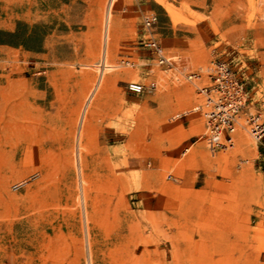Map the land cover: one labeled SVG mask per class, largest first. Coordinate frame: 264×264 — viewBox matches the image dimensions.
<instances>
[{
  "label": "rangeland",
  "instance_id": "rangeland-1",
  "mask_svg": "<svg viewBox=\"0 0 264 264\" xmlns=\"http://www.w3.org/2000/svg\"><path fill=\"white\" fill-rule=\"evenodd\" d=\"M149 16L176 64L243 85L232 148L208 152L201 113L170 121L207 81L156 64ZM253 113L264 0H0V264H264Z\"/></svg>",
  "mask_w": 264,
  "mask_h": 264
},
{
  "label": "built area",
  "instance_id": "built-area-1",
  "mask_svg": "<svg viewBox=\"0 0 264 264\" xmlns=\"http://www.w3.org/2000/svg\"><path fill=\"white\" fill-rule=\"evenodd\" d=\"M155 22V16H149L143 20L145 34L141 44L156 64L170 71L174 70L176 78L181 77L192 82L205 77L207 81L206 85L197 89L198 94L202 96V103L190 111L173 115L170 121H176L189 113H201L204 118L202 138L208 152L215 155L219 151L232 148L234 135L239 126L238 116L245 110L247 104V95L243 85L235 78L224 61H214L209 66L201 67L196 71H190L188 65L176 64L172 57L165 54L160 44L151 37L150 32ZM155 89L154 82L147 85L129 82L126 86L129 93L136 95H143ZM247 124L251 139L255 143H261L264 139V117L260 113L250 114ZM170 178L173 179L172 176Z\"/></svg>",
  "mask_w": 264,
  "mask_h": 264
},
{
  "label": "bare ground",
  "instance_id": "bare-ground-1",
  "mask_svg": "<svg viewBox=\"0 0 264 264\" xmlns=\"http://www.w3.org/2000/svg\"><path fill=\"white\" fill-rule=\"evenodd\" d=\"M180 78V77H179ZM190 150V149H189Z\"/></svg>",
  "mask_w": 264,
  "mask_h": 264
}]
</instances>
